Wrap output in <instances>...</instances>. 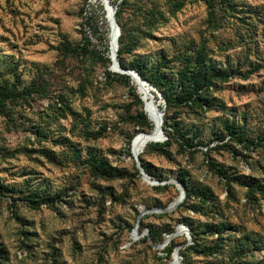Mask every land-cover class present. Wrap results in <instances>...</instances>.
I'll use <instances>...</instances> for the list:
<instances>
[{
	"label": "rangeland",
	"instance_id": "1",
	"mask_svg": "<svg viewBox=\"0 0 264 264\" xmlns=\"http://www.w3.org/2000/svg\"><path fill=\"white\" fill-rule=\"evenodd\" d=\"M230 1L234 8L225 11L216 5L214 26L203 0H109L137 45L128 63L148 69L161 60L172 79L190 58L203 57L221 74L207 109L166 110L162 96L149 91L162 118L196 144L172 139L165 155L145 146L139 155L149 176L166 181L152 185L134 170L131 154L142 133L134 117L142 111L150 122L128 88L141 92L130 77L126 84L107 75L103 0H0V87L13 92L0 107V183L7 188L0 194L7 260L0 264H172L163 248L192 242L178 232L184 219L199 242L185 251L191 264H232L237 255L264 264V0ZM84 36L93 53L80 49ZM229 122L261 143L219 139ZM92 153L113 168L111 177L96 174ZM180 176L193 193L161 211L176 197ZM138 217L136 236L128 227ZM146 226L174 234L154 244Z\"/></svg>",
	"mask_w": 264,
	"mask_h": 264
},
{
	"label": "trees",
	"instance_id": "2",
	"mask_svg": "<svg viewBox=\"0 0 264 264\" xmlns=\"http://www.w3.org/2000/svg\"><path fill=\"white\" fill-rule=\"evenodd\" d=\"M203 1L206 4L210 24L214 26L216 25L214 21L215 13L217 11L216 5H218V8L220 7V9H222L223 11H225L226 8H234L230 0H203ZM114 15L121 29L120 35L118 36V49H117V61L119 63V66L122 68H130V69L136 70V72L142 78L146 79L153 87H155L160 92L162 98L164 99L166 110L169 108L177 109L182 106H185V107L196 106L201 110V109H207L213 106L212 104L213 100L208 98V91H209V87L214 82V78L221 77V74L218 73L220 70H217L213 65H211L210 62H205L204 60L205 58L203 57H197L194 62H192L190 58L186 62V64L182 66V68L177 69V71L175 72V77L172 79H169L168 75H165V66H162L163 63H161V60H159L156 64H153L148 69L146 68L145 63L140 62L138 60H134L128 63L125 56H129L137 45L135 41L126 39L127 35L124 34V28L120 23L118 10L115 11ZM102 20L106 24V20H107L106 17L105 19L102 18ZM108 34H109V26H108ZM104 38L105 39L102 45L104 47L103 49L105 53L107 54L105 60L109 63V66H110L111 61L109 58V48L106 43L107 38L106 37ZM84 40H85V45L81 47L79 46L80 49L86 53H93V50L87 47L89 45V39L86 36H84ZM108 41H109V38H108ZM107 75L108 76L112 75L115 78V80L119 82H123L126 84L129 83L128 75L113 73L111 71H107ZM131 81L133 82L132 79ZM128 91H129L130 97L133 100L134 105L140 106L142 102L138 94L134 91V88L129 87ZM12 93L13 92H11L9 88L0 87V107L3 105V103L6 101L7 98L13 97ZM134 119L136 120V126L138 127V131L143 132V130L150 129L151 124L142 111L141 112L139 111L134 117ZM162 129L167 139L164 141H156L157 139L160 138L161 136L160 135L158 138L152 140V143H148L146 145V148H147L146 150L158 152V153L165 155L167 154L166 148L168 147L169 142L172 139L175 140L176 142H179V141L183 142L186 147L196 146L192 138L187 139L182 129L179 127L178 123H175L174 125L169 124L167 121V118L164 117L163 122H162ZM223 132H224L223 135L218 136L219 139H224L225 135H229L235 141L240 142V143L241 142H245V144L254 143L256 145H259L261 143L260 140L254 141L252 139L250 140L246 138L243 127L236 124L235 122L224 123ZM210 149L211 147L207 148V150H210ZM91 157L93 159L91 164L93 165L95 172L98 176H101V177H111L112 176L113 168L110 167L108 163H106V161H103L102 159H98V157L95 158L93 156V153L91 154ZM138 158L145 172L148 175H151V171L148 165L144 162V160L141 158L139 154H138ZM208 166L214 173L218 174L222 178L224 177L226 180H229V179L231 180V178H228L226 176V172L223 171L222 168L214 165L212 160H209ZM133 168L137 173H139L136 165L133 166ZM232 181L238 182L234 178L232 179ZM178 182H181L185 189L184 200L182 201V203L179 202L177 204V205H181L187 199L190 198L191 194L193 193V189L188 187V185L186 184L182 176L178 178ZM246 185L249 187H252L253 181L248 182ZM162 187H164V185L154 186L155 189H161ZM6 190H7L6 186L0 183V194L5 192ZM259 190L264 199V186H261ZM30 203H32V201H30ZM182 223L187 226L189 233L192 237V242L187 244L184 248L179 249V254H181L182 256L181 258L182 264H191L185 255V251H188V250L196 251L197 250V247L199 244L198 239L196 237L197 232L195 231L193 224L187 221L186 219L182 220ZM128 228L131 231L134 228V226H130ZM146 229L148 231V235L150 236L149 240L152 241V243L154 244L162 243L165 240V235L162 237V233L168 235V234H171L173 231L171 228H165L162 231H158L152 228L151 226H146ZM175 247H176L175 244L170 242L163 248L162 252L164 253L166 257H170ZM213 247L208 246L207 248L210 250V252H212L214 249ZM238 256L240 255L235 256V258L233 257L232 264H251L249 261H244V260L237 261ZM6 260H7L6 257L4 256L3 252L0 250V262L5 263Z\"/></svg>",
	"mask_w": 264,
	"mask_h": 264
},
{
	"label": "water",
	"instance_id": "3",
	"mask_svg": "<svg viewBox=\"0 0 264 264\" xmlns=\"http://www.w3.org/2000/svg\"><path fill=\"white\" fill-rule=\"evenodd\" d=\"M103 4V8H104V11H105V14H106V19H107V22H108V26H109V34H108V37L110 38L111 34L113 31H115V41L112 45L111 43V40L109 39V45H108V48H109V58H110V61H111V64L109 66V70L113 71V72H117V73H120V74H125V75H128L130 77V79H134V81L136 82L137 84V90L139 89V85H143V87L146 88V90L148 89H151V95L154 96L156 95L158 98L161 97V94L160 92L155 88L153 87L146 79L142 78L137 72L136 70L134 69H130V68H122L119 66V63L117 61V49H118V36L120 35V27L116 21V17H115V7H113L109 0H103L102 2ZM140 98L143 102V105H144V100L142 98V96L140 95ZM144 111H145V105H144ZM159 113L160 115H163V111L159 109ZM161 122H163V118H161ZM160 132H161V136L159 139H157L156 141H162L166 138V135L164 134L163 132V129H162V123H161V127H160ZM144 133L145 135H148L147 132H142ZM155 141V142H156ZM132 142V140H131ZM131 154H132V157L135 161V165L136 167L138 168V171L141 175V177L146 181L148 182L149 184H163L165 183L164 181L163 182H159L155 179H152L144 170L143 166L141 165L140 163V160L138 158V152H134L132 149H131ZM178 189L181 191V196L179 198V202H181L184 197H185V189H184V186L181 182H178L176 179L173 180ZM171 180H168V182H173ZM174 206L176 205H167L165 207H159V209L161 211H167V210H172L174 208ZM146 211V210H145ZM145 211H142V213H144ZM138 223H139V217H138V220L136 222V225L134 226V228L131 230V233H135L136 236H139L140 233L137 231V226H138ZM182 227L185 228V231L188 232L189 236H190V233H189V230L187 228L186 225L182 224ZM174 233L172 234H169L166 238H165V242H163V244H165L166 242H168V240L170 239V237L173 235ZM152 242V241H150ZM174 253L176 254V256L178 257V260H179V263L182 264L181 262V259H180V254H179V247H176L173 251V255Z\"/></svg>",
	"mask_w": 264,
	"mask_h": 264
},
{
	"label": "bare ground",
	"instance_id": "4",
	"mask_svg": "<svg viewBox=\"0 0 264 264\" xmlns=\"http://www.w3.org/2000/svg\"><path fill=\"white\" fill-rule=\"evenodd\" d=\"M109 39L111 40V43L113 45V43L115 41V31L112 32ZM132 80L136 84L134 79H132ZM136 86H137V84H136ZM138 87H139V90L141 92V96L144 100L145 111H146V113L150 119L151 125H152L151 129L149 131H146L148 135H145L144 133H140L133 140L132 150L134 152L140 153L143 150V148L147 145V143L151 142L152 140L158 138L161 135L160 127H161V123H162L161 122L162 115H160L159 109L153 104L151 99L148 98V94H149V91H151V89L146 90V88L143 87V85H139ZM180 196H181V191L178 189V193H177L176 197L169 203V205L170 206H172L173 204L177 205L179 203ZM167 211H169V210H167ZM183 231H185V228H183L181 226L180 229H178V232H183ZM172 264H180L178 257L176 256L175 253L173 255Z\"/></svg>",
	"mask_w": 264,
	"mask_h": 264
}]
</instances>
